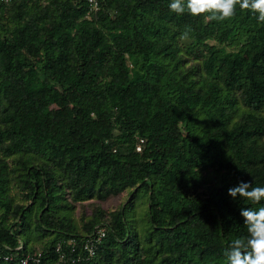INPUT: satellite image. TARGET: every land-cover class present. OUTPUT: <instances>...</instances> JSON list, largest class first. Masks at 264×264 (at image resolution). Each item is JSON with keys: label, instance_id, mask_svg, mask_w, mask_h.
Returning <instances> with one entry per match:
<instances>
[{"label": "trees", "instance_id": "trees-1", "mask_svg": "<svg viewBox=\"0 0 264 264\" xmlns=\"http://www.w3.org/2000/svg\"><path fill=\"white\" fill-rule=\"evenodd\" d=\"M170 3L0 2V264H227L247 237L264 200L227 192L264 186V23Z\"/></svg>", "mask_w": 264, "mask_h": 264}, {"label": "clouds", "instance_id": "clouds-1", "mask_svg": "<svg viewBox=\"0 0 264 264\" xmlns=\"http://www.w3.org/2000/svg\"><path fill=\"white\" fill-rule=\"evenodd\" d=\"M237 6L256 14L259 22L264 23V0H171L170 11L183 15L187 11L193 16H203L206 21L223 22L236 15ZM189 30L181 38L189 39ZM227 194L260 203L264 200V186H253L251 181H239L228 189ZM240 215L247 228L246 238H236L225 249L227 264H264V206L258 209L241 207Z\"/></svg>", "mask_w": 264, "mask_h": 264}, {"label": "built area", "instance_id": "built-area-1", "mask_svg": "<svg viewBox=\"0 0 264 264\" xmlns=\"http://www.w3.org/2000/svg\"><path fill=\"white\" fill-rule=\"evenodd\" d=\"M11 0H0V2H4V3H8ZM89 4H90V8L91 9H97L98 6V0H88ZM106 231V227L105 226H96L94 229V235L90 236L88 238H86L83 242H82V250L84 252H86L87 256L90 257L92 255L95 254L96 251V246L101 242L102 238L105 236V232ZM68 243H70L71 246L76 245L74 239H69ZM60 244H57L56 246V251L59 252L60 251ZM71 251H73V248L71 249ZM60 253V252H59ZM37 255L39 256L40 253H37ZM0 258H4V260H11L12 256H4L2 254H0ZM65 258V254L61 253L60 254V259ZM84 257H81L79 254L77 256L76 259H71V261L68 264H75L76 261H79L81 259H83ZM38 260V259H37ZM28 258H23L21 259V264H27Z\"/></svg>", "mask_w": 264, "mask_h": 264}, {"label": "rangeland", "instance_id": "rangeland-1", "mask_svg": "<svg viewBox=\"0 0 264 264\" xmlns=\"http://www.w3.org/2000/svg\"><path fill=\"white\" fill-rule=\"evenodd\" d=\"M124 199H125L124 197L113 196L108 198L104 203H102V206L103 207L118 206L121 202L124 201Z\"/></svg>", "mask_w": 264, "mask_h": 264}]
</instances>
